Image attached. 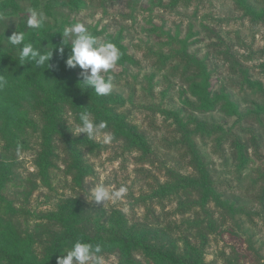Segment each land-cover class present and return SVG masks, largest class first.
<instances>
[{
    "label": "rangeland",
    "instance_id": "obj_1",
    "mask_svg": "<svg viewBox=\"0 0 264 264\" xmlns=\"http://www.w3.org/2000/svg\"><path fill=\"white\" fill-rule=\"evenodd\" d=\"M244 3L254 15L239 0H83L77 8L49 5L47 0H0V75L4 77L20 64V47L7 41L16 31L25 33V42L41 44L45 51L54 49L51 67L26 62L15 75L21 81L30 77L53 84L61 77L68 85L75 84L81 69L65 65L71 41L66 40L63 57L56 51L63 46V28L72 23H83L100 42L122 44L134 63L119 61L102 74L113 77L111 92L124 100L115 111L144 134L148 146L142 152L116 137L105 143L104 134H111L106 130L95 139L78 134L80 123L61 103L57 116L74 140L84 174L80 181L69 174L73 159L58 137L49 165L42 169L37 159L44 132L33 100L20 89L8 97L0 90L3 116H12L8 128L0 120V175H4L0 247L11 251L13 246L16 253H26L27 260L40 262L51 249L56 230L44 215L74 210L78 223L91 234L116 228L167 247L183 249L188 242L202 250L208 264H225L227 259L239 264L264 261V117L255 112V105L264 99L258 89H264V18L256 19L264 0ZM30 8L46 14L41 29L27 27ZM188 55L202 63L195 67L197 71L204 67L199 73L207 75L210 93L228 97L229 110L200 109L193 85L200 77ZM245 76L256 87L246 83ZM183 126L194 129L191 138L207 164L212 187L236 210L234 217L220 220L215 199L202 206L189 187L165 198L153 194L158 184L170 181L168 168L193 175L180 144ZM6 129L20 143L11 154L3 149ZM233 139L246 145L245 163L238 160ZM98 183L110 191L126 185L129 191L122 200L98 205L90 196ZM210 211L221 223L215 232L206 228ZM132 255L131 263H126L119 249L103 254L105 264H149L141 253Z\"/></svg>",
    "mask_w": 264,
    "mask_h": 264
},
{
    "label": "trees",
    "instance_id": "obj_2",
    "mask_svg": "<svg viewBox=\"0 0 264 264\" xmlns=\"http://www.w3.org/2000/svg\"><path fill=\"white\" fill-rule=\"evenodd\" d=\"M47 1L49 5L65 3L68 6L77 8L82 4L83 0ZM239 1H241L247 12L254 15L253 10L245 5L244 0ZM262 18H264V8L260 9L259 15L256 17V19ZM114 44L122 53L120 59L121 63H134L133 58L125 53V48L122 44L118 41L114 42ZM65 53L69 56L71 54V49H68ZM225 54L230 56V53L227 52V50ZM187 61L191 62L194 67H202V63L192 55H188ZM21 66L23 65L20 63L7 72L5 78L9 83L8 86L3 89V95L8 97V95H11L12 91L16 88L28 92L33 100L36 116L42 122L44 132L42 138L43 150L37 159V164L42 169L48 167L49 158L52 157L53 141L58 137L63 140L70 157L73 159V164L68 166L69 174H71L73 179L77 181H80L84 174L83 170H85V168L79 162V155L74 148V140L66 133L64 123L61 122L57 116L61 103L67 105L70 112L74 114L77 122L80 123L79 114L83 111H88L91 113V118L95 122H99L100 120L107 121L108 126L104 130L110 132L116 138H121L126 142V145L129 148L142 150V152L148 151L144 134L140 132L138 128L126 122L124 118L115 111V107L118 105L121 106L124 103V100L120 95L112 92L106 96L97 95L94 89L88 88L82 84L80 76L72 86L68 85L67 81L61 77H57L53 84H46L43 83L40 78L34 79L30 77H24L23 81H21V79L18 80L15 78L17 73H21ZM200 71H197L196 69V74L200 79H193L196 80L193 83L197 88L194 93L200 100L198 104L200 109L212 110L218 106L222 111L225 110L224 107L229 110L232 103L228 97H217V95H212L208 90L209 83L206 80L207 75L203 73L204 77L202 76V78V74L199 73ZM1 73L2 72L0 71V74ZM198 76L196 78H198ZM244 79V81L250 86L254 85L256 87V83L248 82L246 76ZM258 89L261 90L264 95V89L261 87ZM255 107H257L255 110L256 114H258L260 118L262 115L264 117V99H262L261 103L256 104ZM0 110V112H2L0 113V120H2L5 128H8L7 126L12 123L10 121L12 116H6L5 118V116H3V109ZM232 112H235V108ZM199 124L204 126L203 123L197 121L196 125ZM193 131L194 129L183 126L180 138V144H182L185 149V154L188 158L187 164L192 169L193 175H184L168 168L167 172L171 183L170 181H165L164 183L158 184L157 189L153 191V194L159 198H165L171 191L174 192L180 188L189 187L196 191L199 203L202 206H204L210 198L213 197L215 199L216 206L220 208V220H225L226 217H234L236 210L226 201L221 200L212 187L211 176L207 164L205 163L196 142L191 138V132ZM3 134L6 141L3 149L7 151V154H11L14 150L20 147V143L17 142L16 137L10 133L9 130L6 129ZM233 142L238 160L241 163H245L246 160H248L246 145L241 142L240 139H233ZM74 166L75 171H73ZM2 176L4 175L1 174L0 178H2ZM2 181L3 179L0 180V183H2ZM75 215L76 213L74 210H58L44 215V218L56 226V230L53 231L51 235V249L42 261L35 262L27 260L26 253H16L13 246H10L11 249H13L11 251H6L4 248L0 247V260H5L7 262L6 264H57V258L64 255L77 239H82L84 242L101 244L103 246L102 255L109 254L116 249L121 250L126 263H131V258L133 257L132 254L134 252H139L144 255L145 258H148L149 264H208L204 262L202 258V250L195 244L192 245L186 242L184 245L185 248L183 247V249L174 246V243V247H167L163 243L144 241L139 236L116 228H111L105 234H91L88 230L81 227L77 218H75ZM217 220L218 219L213 216V212L210 211L206 218V228L209 232H215L219 229L221 223H218ZM199 246L202 247L203 243ZM225 264L239 263L227 259ZM256 264H264V261H258Z\"/></svg>",
    "mask_w": 264,
    "mask_h": 264
},
{
    "label": "clouds",
    "instance_id": "obj_3",
    "mask_svg": "<svg viewBox=\"0 0 264 264\" xmlns=\"http://www.w3.org/2000/svg\"><path fill=\"white\" fill-rule=\"evenodd\" d=\"M47 20L46 14L42 10L35 8L28 9L27 27L29 29H41ZM62 45L56 51L63 57L66 40L71 41V54L65 60V65L69 69L79 67V76L82 84L94 89L100 96H106L112 91L113 77L107 78L102 73H108L113 69L122 57L120 49L112 42H100L89 29L81 22H75L63 28ZM7 41L12 46L20 47L19 61L21 65L26 62H34L37 67H51L50 61L54 55V49L43 50L47 47L35 46L32 42H25V33L13 32ZM8 86V80L0 75V90ZM80 124L77 126L78 134L84 133L89 139H95L102 130L107 128V121L95 122L91 118V113L83 111L79 114ZM114 135L105 133L104 142L111 143ZM129 189L126 185H121L118 189L109 190L104 183L96 184L90 190L92 202L95 204H105L109 201L122 200L126 197ZM103 246L99 243L84 242L77 239L66 251V254L57 258V264H105Z\"/></svg>",
    "mask_w": 264,
    "mask_h": 264
}]
</instances>
